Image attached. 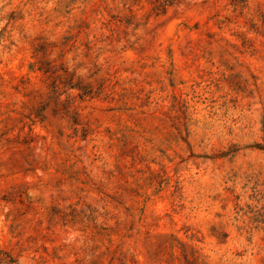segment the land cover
Segmentation results:
<instances>
[{"label":"rangeland","instance_id":"obj_1","mask_svg":"<svg viewBox=\"0 0 264 264\" xmlns=\"http://www.w3.org/2000/svg\"><path fill=\"white\" fill-rule=\"evenodd\" d=\"M0 264H264V0H0Z\"/></svg>","mask_w":264,"mask_h":264}]
</instances>
